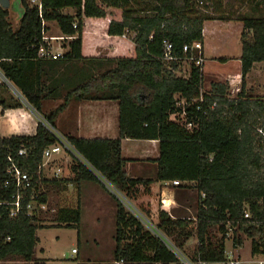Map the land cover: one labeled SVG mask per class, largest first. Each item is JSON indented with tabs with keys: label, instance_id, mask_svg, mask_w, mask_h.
Returning a JSON list of instances; mask_svg holds the SVG:
<instances>
[{
	"label": "trees",
	"instance_id": "16d2710c",
	"mask_svg": "<svg viewBox=\"0 0 264 264\" xmlns=\"http://www.w3.org/2000/svg\"><path fill=\"white\" fill-rule=\"evenodd\" d=\"M21 2L25 12L16 28L10 21V10L0 7V71L45 122H39L34 135L0 137V200H11L16 194L14 185L4 187V182L10 178L8 155H15L21 147H26L28 154L18 157V164L32 174L41 202L47 201L42 183L75 182L79 186L84 180L99 182L82 162L72 164V179L41 177L43 151L57 142L47 124L56 129L57 117L73 99L118 100L119 137L65 135V139L128 198H137L140 186L149 193L156 181L193 182L200 193L194 229L189 227L193 219L174 218L164 209L159 211L158 223L179 249L196 236L193 262L227 261L228 225L233 230L234 248L244 243L238 234L242 231L252 238L251 253H264V140L256 137L264 123V99L245 93L247 74L255 62L264 63V0L256 3L258 13L238 18L243 23L240 92L230 98L226 83L213 82L210 90L202 93L204 103L187 107L189 115L199 119L198 127L192 130L170 119L171 113L180 110L174 96L197 99L203 86L202 67L186 60L193 54L199 56L198 52L184 53L183 49L195 41L203 43L206 21L229 20L222 15L223 0H42L41 12L28 0ZM67 8H74L75 14L63 13ZM43 20H54L64 35L76 36L63 57L39 55L42 32L49 30ZM165 39L172 43L173 53L182 58L181 62L163 60ZM98 46L108 51L100 53ZM201 56L204 58L203 52ZM220 60L226 62L227 58ZM184 61L190 63L188 74L178 76L175 72ZM105 63L112 65L94 74V67ZM5 88L0 83V106L22 107L21 100L14 96L7 99L2 94ZM48 99L62 102L45 112L44 102ZM214 101L217 105L211 109ZM124 138L159 140L155 177L127 176L128 159L121 152ZM25 193L16 217H9L8 210L1 207L0 264H49L35 258L38 229H79L80 200L75 207H60L54 224L44 225L40 215L44 211L38 216L27 215L31 190ZM111 196L116 202L115 260L119 264H179L176 254L143 227L115 195ZM245 211L250 212L249 218ZM215 225L219 237L212 231Z\"/></svg>",
	"mask_w": 264,
	"mask_h": 264
},
{
	"label": "crops",
	"instance_id": "0c3cea01",
	"mask_svg": "<svg viewBox=\"0 0 264 264\" xmlns=\"http://www.w3.org/2000/svg\"><path fill=\"white\" fill-rule=\"evenodd\" d=\"M49 22V21H48ZM238 27L240 32V41H241V32L243 30V24L240 21L233 22L232 20H208L204 23V40H203V53L205 63L207 57H212L211 52V43L208 33L210 31L214 32L217 36L218 41L224 36L221 33H225V30L230 29L231 27ZM16 28L15 26H13ZM212 29V30H211ZM59 32H61L59 28ZM220 33V35H219ZM216 38V39H217ZM99 47V46H98ZM97 47V48H98ZM67 51V50H66ZM98 51V49H97ZM99 52V51H98ZM242 55V44L241 52L237 56L239 59V66L237 71H241V62L240 57ZM226 57V56H225ZM257 64L260 62H255L251 68L252 73ZM1 73V71H0ZM2 74V73H1ZM237 75H239L237 73ZM2 76H4L2 74ZM5 78V77H4ZM6 79V78H5ZM7 80V79H6ZM8 81V80H7ZM10 86L19 94L22 99L20 100L24 103L22 107L19 108H6L4 109L0 106V137H10L13 135H34L37 130L39 122H43L44 118L37 113L26 101H23V96L20 90L10 81H8ZM1 83V81H0ZM3 89L7 97L8 92L10 91L11 96H14L15 93L12 92L11 87ZM10 97V96H9ZM25 100V99H24ZM62 102V99H48L44 102V111L55 108L58 104ZM45 106L47 107L45 109ZM50 108V109H49ZM47 110V111H46ZM57 131L65 136L72 135L83 138H117L119 137V101L118 100H71L68 106L59 114L56 120ZM122 156L128 161L125 165V172L127 176L131 178H152L155 177L157 172V162L156 160L160 156V147L159 140H148V139H132L124 138L122 139L121 147ZM64 157L62 153L56 154L50 160L51 162ZM49 161V163H50ZM50 165L46 166V170ZM58 168V167H57ZM56 168V169H57ZM71 168V167H70ZM56 169L54 173H56ZM45 170V171H46ZM72 172V168H71ZM73 174V172H72ZM58 176V175H57ZM70 178V177H69ZM92 180H84L81 182L80 188V206H81V222L80 225H83L85 222V214L89 215L90 228L94 225L95 229H100L98 233H102L103 227L106 226L105 220H103L104 213H107L110 221V237L105 240L101 239V236H96L93 241L92 238L89 241V237L82 235L81 231L78 230L77 241H78V250L73 252L72 255L67 251L63 256L60 253L55 251L50 252L48 246L42 237V232L45 229H55L59 230L61 227H50V228H40L37 231L39 241L35 248V258L45 259L49 264H119L114 258V251L116 248V239H115V230H116V202L115 200L106 193L102 192L93 184ZM193 183V182H190ZM45 183L41 184V189L46 195L47 202L50 204L49 194L46 189ZM184 183L183 185H185ZM182 185H174L172 180L168 181H156L150 185L149 193L144 192V199L147 201L148 210L152 213L154 218L158 212V206L161 202L169 204V207L176 205L179 194L184 191ZM140 194V192H139ZM138 194V195H139ZM78 197V198H79ZM91 198L92 201H96V205L92 208L96 209L97 214H92L91 206L87 204V198ZM64 197L57 198L56 203H61L59 200ZM138 198V196H137ZM135 198V199H137ZM61 199V200H63ZM77 200V199H76ZM60 207H73L71 204L68 206ZM55 208L56 211L60 208ZM172 217V212L170 213ZM94 218V219H93ZM112 231V234H111ZM105 241V242H103ZM106 244V245H103ZM105 247V248H104ZM235 249V248H234ZM236 264L243 263L245 261H250L249 259L237 258ZM241 262H238V261ZM215 264H233L232 261L227 259L226 262H219Z\"/></svg>",
	"mask_w": 264,
	"mask_h": 264
},
{
	"label": "rangeland",
	"instance_id": "374dc122",
	"mask_svg": "<svg viewBox=\"0 0 264 264\" xmlns=\"http://www.w3.org/2000/svg\"><path fill=\"white\" fill-rule=\"evenodd\" d=\"M263 0H223V5H224V10L223 14L225 17H227L233 22L238 21L239 17H242L246 14H252V13H258L259 9L256 8V3L260 2ZM12 8L10 9V21L12 22L13 26H18L19 23V15L17 14L18 11L14 8V2L15 0L12 1ZM63 13L66 14H75V9L74 8H67L63 10ZM211 15H214L216 17H219L221 14L220 13H212L209 12ZM243 24V23H242ZM46 25H48L49 30L46 32V35L48 36H62L63 33L59 32V26L56 21H49L46 22ZM212 30V29H211ZM222 37L220 41H218L217 36H215L214 32L210 31L208 33L210 43H211V52L210 56L212 57H207V61L202 64V72H203V86H202V91H208L211 88V84L213 82H222L226 83L229 86V94L228 96L230 98H235L238 93L241 90L242 86V73L241 71L238 70L239 66V61H238V55L241 52V41H240V32L238 31V27L233 25L228 30H225V33H221ZM220 35V33H219ZM217 38V39H216ZM52 42V40H49ZM71 40H68L65 38L64 40H58L52 42L53 46V51H61L60 45H63V51L68 50V44ZM98 51L100 53H106L108 51L107 47L99 46ZM65 52V51H64ZM226 56V57H225ZM220 58H227L226 62H223L220 60ZM241 62V60H240ZM112 64L110 63H105L102 67L96 66L94 67V74L99 73L103 69L111 67ZM190 68V63L187 61L182 62L181 64L178 65L177 70H176V75L178 76H187L188 71ZM251 71V70H250ZM237 73L239 75H237ZM0 81L4 85V87H9L10 84L9 82L2 76L0 73ZM246 86H245V93L247 95H251L254 98H261L264 99V63L260 62V64H257L255 70L247 74L246 76ZM12 89V92L15 93L14 97L16 99L22 97L17 94V92L10 86ZM4 95H6L5 91H3ZM9 96H11L10 91L7 94V99H9ZM23 101H25L23 99ZM47 107L45 106V109ZM50 109V108H49ZM47 111V110H46ZM49 111V110H48ZM44 122V120H43ZM49 127H51L49 125ZM51 130L56 132L53 127H51ZM264 123H262L259 127V133L256 134V137L259 139L264 140ZM71 151L72 152H62V155L64 157H60L59 159H56L54 161H50L48 165L50 167L48 170H44L42 173V176L48 180H65L70 177V179L73 178V174L71 172L72 164L74 162H80V159L78 158V153L76 150L71 146ZM57 167L62 168V172L57 173V175L54 173V170ZM91 170L97 175L99 182L94 181L93 184L96 187V189L101 190L102 192L106 193L107 195H115L120 202L124 205L125 209L133 214L130 210V208L133 210V207L130 206L129 204L132 203L135 207H137L141 212H143L148 218L149 221H152L155 226L158 227L159 223V211L160 209H164L168 211L169 213L172 212L173 216L179 217V218H186V219H193L192 223L190 224V229H194L195 227V216L198 211V202L200 199V193L197 190V188L194 186V183H186L185 185H188V187L184 186V191L179 194L177 203L174 206L169 207V204L161 202L160 205L158 206V212L156 213V217L152 215L150 210H148V205L147 201L143 200L144 199V194L143 192V187L140 186V194L138 195L137 199H132L128 198L124 193L118 191L111 183H109L104 177L100 175L94 168L90 167ZM57 170V169H56ZM44 185V184H43ZM81 183L79 186L75 182H68L66 184H52V183H47L46 189L49 194V199H50V204L48 205V210L47 212L41 213V217H43V222L42 224L44 225H53V219L54 216L56 215V209L60 206H68V204H71L73 207H75L78 204V200H80V188H81ZM45 186V185H44ZM183 187V186H182ZM59 197H64L61 198L63 200H59V203H56L57 198ZM79 197V198H78ZM112 197V196H111ZM77 199V200H76ZM87 204L88 206H91V208L96 205V201H92L91 198H87ZM130 207V208H129ZM54 209V211H53ZM89 211H92V214H97L98 212L96 209H89ZM149 211V212H148ZM249 212V211H248ZM250 214V212H249ZM134 215V214H133ZM135 216V215H134ZM89 215L86 213L85 214V222L83 225L77 228H66V227H61L59 230L55 229H45L42 232V237L43 240L45 241L46 245L48 246V250L50 252H57L60 253L61 256L65 254L67 251L72 255V248H75L78 250V241H77V235H78V230L81 231L82 235L85 237H89V241L92 238L93 239L96 236H101L102 240H105L110 237V219L107 216V213H104L103 220L106 222V226L103 227L102 233H97L99 232L100 229H95L94 225L91 226L90 228V223L87 221L89 220ZM94 219V218H93ZM143 227L145 225L142 223ZM146 228V227H145ZM159 228V227H158ZM212 231L214 233V236L219 237L220 233L218 231V226L215 225L212 228ZM161 232L165 234L162 230ZM112 234V231H111ZM230 237L227 238L226 240V253H228V260L233 261L234 259L237 258H244V259H257V255H253L251 253V248H252V238L248 237L245 233L242 231H239L238 234L241 236L243 239L244 243L242 246H239L234 249L233 247V230H229ZM165 236L171 241L172 243L175 244L173 238L171 236ZM260 236V235H259ZM259 236L257 238H259ZM103 241V242H105ZM197 238L195 235H193L191 238H189L184 247H180V251L182 254L188 259L192 261V256L193 252L196 248L197 245ZM106 245V244H103ZM105 248V247H104ZM6 264H20V262H9ZM179 264H182L181 261H179Z\"/></svg>",
	"mask_w": 264,
	"mask_h": 264
},
{
	"label": "built area",
	"instance_id": "2783aa9c",
	"mask_svg": "<svg viewBox=\"0 0 264 264\" xmlns=\"http://www.w3.org/2000/svg\"><path fill=\"white\" fill-rule=\"evenodd\" d=\"M31 6L33 7H38L40 12L42 11V0H28ZM42 17V16H41ZM45 20H43V25H46ZM76 27V25H74ZM47 31L42 32V41L40 44L39 48V55L40 56H48L51 57L52 59H58L59 57H63L65 54L66 50L63 48V45H60L61 51H53V46L52 42L58 41V40H64L67 38L68 40H72L76 38V36H70V35H62V36H48L46 35ZM204 32V29H203ZM49 40H52L50 42ZM164 44V54H163V60L166 61L167 63L171 62H181L182 58L177 57L173 53V45L172 43L165 39L163 41ZM203 43L201 41H195L192 43L191 46L184 45V53H188L189 50L192 52H198L199 56H195L194 54L186 58V60L193 61L196 66H202L204 63L205 59L201 56V53L203 52ZM203 91L201 89V95L197 99H192L188 100L187 98L183 97L181 94H176L174 96L175 98V104L177 107L180 108V110L173 112L170 114V119L177 121L178 123L184 125L187 129H194L198 127L199 125V119L196 117L189 115V112L187 107H192L195 103H204L205 99L203 96ZM217 102L214 101L211 105L210 108L214 109L216 107ZM197 109H200V106H197ZM204 114L207 113V110H204ZM45 122V121H44ZM49 127V125L47 124ZM51 130V127H49ZM56 130V129H54ZM52 131V130H51ZM54 133V131H52ZM54 135L57 138V142L54 144H51L47 146L44 151H43V156H42V162L39 166V173L42 176L43 171L46 169V166L49 164V161L52 159V157L56 154H60L62 152H72L71 150V144L65 139L63 135H61L57 130L54 133ZM73 147V146H72ZM74 148V147H73ZM75 149V148H74ZM76 150V149H75ZM78 153V158L80 159V162H82L84 165H86L90 170L92 167L91 164L76 150ZM28 154V150L26 147H21L15 155L9 154L8 155V168H7V173L10 176V178H7L4 182V187H8L11 185H14L16 194L13 195V199L11 200H0V210L1 207L4 206L8 210V215L11 218L16 217L21 209H22V200L25 198L26 193L25 191L31 190L30 194V199L28 203L26 204V210H27V215L29 216H38L41 211H47L48 210V205L49 203L46 202H41L40 201V192L35 190V187L33 185V176L30 172L27 170L23 169L20 167L18 164V157H23ZM93 168V167H92ZM62 172V168L58 167L56 170V173ZM40 177V179H41ZM184 183L188 182H180L178 180H173V184L178 186V185H183ZM130 206L133 207V210L130 208L131 212L135 215L138 220L143 223L148 231H150L153 235L156 237L160 238L168 247L171 251H173L176 256L178 257L179 261L182 262V264H215L214 262H208V261H198V262H193L191 260H188L180 251V249L161 232V230L153 224L152 221H149V218L141 212L137 207H135L132 203L129 204ZM54 211V209H53ZM245 217L249 218L250 214L248 211H245ZM0 218H1V211H0ZM228 229H232L229 225L227 226ZM227 237H230L229 232L227 233ZM73 252H77L76 249H73ZM228 254V253H227ZM257 259H253L250 261H245L242 264H264V253H261L257 255ZM235 261H232V263ZM241 262V261H238Z\"/></svg>",
	"mask_w": 264,
	"mask_h": 264
},
{
	"label": "water",
	"instance_id": "95a60500",
	"mask_svg": "<svg viewBox=\"0 0 264 264\" xmlns=\"http://www.w3.org/2000/svg\"><path fill=\"white\" fill-rule=\"evenodd\" d=\"M13 0H0V7L3 9H8L10 10L12 8V2ZM14 8L18 11L19 19L23 16L25 9L22 6L21 0H15L14 2Z\"/></svg>",
	"mask_w": 264,
	"mask_h": 264
}]
</instances>
